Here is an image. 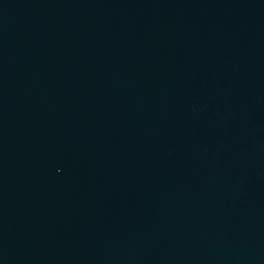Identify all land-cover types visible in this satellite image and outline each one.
I'll list each match as a JSON object with an SVG mask.
<instances>
[{"label": "water", "instance_id": "water-1", "mask_svg": "<svg viewBox=\"0 0 264 264\" xmlns=\"http://www.w3.org/2000/svg\"><path fill=\"white\" fill-rule=\"evenodd\" d=\"M0 264H264V3L0 0Z\"/></svg>", "mask_w": 264, "mask_h": 264}]
</instances>
